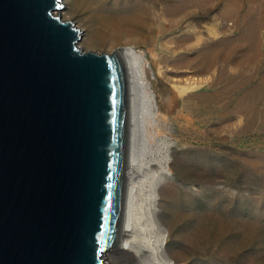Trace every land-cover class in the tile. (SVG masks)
I'll list each match as a JSON object with an SVG mask.
<instances>
[{
	"label": "rangeland",
	"instance_id": "rangeland-1",
	"mask_svg": "<svg viewBox=\"0 0 264 264\" xmlns=\"http://www.w3.org/2000/svg\"><path fill=\"white\" fill-rule=\"evenodd\" d=\"M118 1L135 15L113 27L90 11L61 19L84 29L83 51L139 50L155 80L149 150L173 176L155 205L167 258L264 264V0Z\"/></svg>",
	"mask_w": 264,
	"mask_h": 264
},
{
	"label": "water",
	"instance_id": "water-1",
	"mask_svg": "<svg viewBox=\"0 0 264 264\" xmlns=\"http://www.w3.org/2000/svg\"><path fill=\"white\" fill-rule=\"evenodd\" d=\"M60 0H0V264H108L132 160L120 49L79 48Z\"/></svg>",
	"mask_w": 264,
	"mask_h": 264
},
{
	"label": "bare ground",
	"instance_id": "bare-ground-1",
	"mask_svg": "<svg viewBox=\"0 0 264 264\" xmlns=\"http://www.w3.org/2000/svg\"><path fill=\"white\" fill-rule=\"evenodd\" d=\"M59 3L61 7L55 15L69 17L79 11H90V17L106 28L135 15L134 9L126 16L119 14L124 10L118 0L111 6V13L103 9L104 0H60ZM116 48L121 50L129 72L132 160L124 170L128 183L125 226L120 235L123 246L107 252L112 264H172L167 258L164 230L157 221L155 205L164 193L163 186L173 176L168 164L152 157L149 150L158 105L155 80L142 52L126 44Z\"/></svg>",
	"mask_w": 264,
	"mask_h": 264
}]
</instances>
